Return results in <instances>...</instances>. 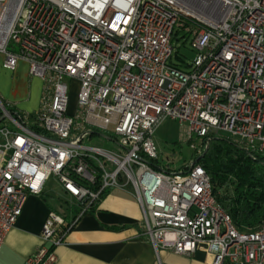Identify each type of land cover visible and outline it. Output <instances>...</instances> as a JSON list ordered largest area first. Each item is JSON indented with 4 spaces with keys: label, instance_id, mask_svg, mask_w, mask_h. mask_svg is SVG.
<instances>
[{
    "label": "built area",
    "instance_id": "obj_1",
    "mask_svg": "<svg viewBox=\"0 0 264 264\" xmlns=\"http://www.w3.org/2000/svg\"><path fill=\"white\" fill-rule=\"evenodd\" d=\"M180 18L195 27L186 69L174 62ZM0 55L5 70L23 61L44 85L33 115H12L0 100L8 121L0 127V250L27 199L53 177L79 213L71 222L50 213L44 245L25 264H56L68 233L112 190L135 197L157 253L203 250L210 264H264V219L240 231L202 167L152 166L154 134L168 119L184 126L194 152L226 134L264 159L263 0H0Z\"/></svg>",
    "mask_w": 264,
    "mask_h": 264
},
{
    "label": "crops",
    "instance_id": "obj_2",
    "mask_svg": "<svg viewBox=\"0 0 264 264\" xmlns=\"http://www.w3.org/2000/svg\"><path fill=\"white\" fill-rule=\"evenodd\" d=\"M3 59L0 55L1 102L14 112L35 114L41 104L43 82L30 76L23 61L14 72L5 70ZM71 199L60 185L45 186L41 195L30 196L0 250V264H25L44 245L42 231L50 213L73 221L79 207L71 204ZM142 223L143 214L135 197L112 190L68 233L65 243L56 249V264H210L203 250L190 257L169 251L157 253L144 236Z\"/></svg>",
    "mask_w": 264,
    "mask_h": 264
},
{
    "label": "trees",
    "instance_id": "obj_3",
    "mask_svg": "<svg viewBox=\"0 0 264 264\" xmlns=\"http://www.w3.org/2000/svg\"><path fill=\"white\" fill-rule=\"evenodd\" d=\"M194 31L195 27L190 22L180 18L172 42L181 39L186 41ZM180 33H184L181 38ZM174 59L181 63V69L188 68L177 51ZM2 104L9 113L17 115L12 108L3 102ZM7 124L0 107V127ZM90 135L99 137L97 131H91ZM209 140L208 150L195 153L192 163L202 167L211 178L214 195L235 227L240 231L257 229L264 219V159L253 158L245 148L226 137L211 136ZM103 143L99 139L98 144ZM152 166L164 169L159 166L158 161L152 162ZM186 168L177 171H184ZM222 190L224 194H221Z\"/></svg>",
    "mask_w": 264,
    "mask_h": 264
},
{
    "label": "rangeland",
    "instance_id": "obj_4",
    "mask_svg": "<svg viewBox=\"0 0 264 264\" xmlns=\"http://www.w3.org/2000/svg\"><path fill=\"white\" fill-rule=\"evenodd\" d=\"M184 33L179 34V38L183 37ZM191 38H188L186 41L183 39L179 41H174L173 45L176 51L179 53L185 64H189L195 59V52L191 48ZM176 64H181L178 60L174 59ZM184 64V65H185ZM70 83V82H68ZM77 101V84L71 83V88L69 91V113L73 114L75 111ZM106 133H112V128H110ZM220 137H227L226 134H221ZM229 139V138H228ZM94 142L99 143V138L94 137ZM154 141L158 148L159 159L158 164L160 167L169 170V171H177L181 168L187 167L192 164L193 156H195L197 152H194L191 149V144L195 142H189L186 139V132L184 126H181L178 122L173 120L164 121L156 130L154 134ZM90 144V142H87ZM199 144V143H198ZM102 148L106 151L114 152L115 147L113 143L104 140V143L101 145ZM201 148V144H199V149ZM57 187L58 183L55 178H51L46 187ZM131 189V186L128 187ZM221 194H224V190L221 191ZM71 204H76L74 199L70 200ZM69 204V206L71 205Z\"/></svg>",
    "mask_w": 264,
    "mask_h": 264
},
{
    "label": "bare ground",
    "instance_id": "obj_5",
    "mask_svg": "<svg viewBox=\"0 0 264 264\" xmlns=\"http://www.w3.org/2000/svg\"><path fill=\"white\" fill-rule=\"evenodd\" d=\"M263 10H264V0H263ZM101 54H108V47H101Z\"/></svg>",
    "mask_w": 264,
    "mask_h": 264
},
{
    "label": "water",
    "instance_id": "obj_6",
    "mask_svg": "<svg viewBox=\"0 0 264 264\" xmlns=\"http://www.w3.org/2000/svg\"><path fill=\"white\" fill-rule=\"evenodd\" d=\"M1 107H3V106H1ZM101 137L106 138L104 135H102Z\"/></svg>",
    "mask_w": 264,
    "mask_h": 264
}]
</instances>
